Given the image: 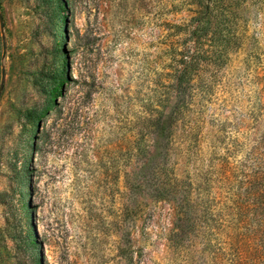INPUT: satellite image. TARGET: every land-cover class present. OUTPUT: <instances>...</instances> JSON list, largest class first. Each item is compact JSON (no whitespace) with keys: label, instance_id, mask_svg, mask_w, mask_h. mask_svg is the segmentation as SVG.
I'll return each mask as SVG.
<instances>
[{"label":"rangeland","instance_id":"obj_1","mask_svg":"<svg viewBox=\"0 0 264 264\" xmlns=\"http://www.w3.org/2000/svg\"><path fill=\"white\" fill-rule=\"evenodd\" d=\"M238 1L237 43L179 94L178 54L197 47L181 27L205 2L59 0L52 23L41 1L0 0V264L27 217L38 264H245L239 207L264 224V0ZM57 68L64 96L37 126Z\"/></svg>","mask_w":264,"mask_h":264},{"label":"trees","instance_id":"obj_2","mask_svg":"<svg viewBox=\"0 0 264 264\" xmlns=\"http://www.w3.org/2000/svg\"><path fill=\"white\" fill-rule=\"evenodd\" d=\"M38 1H41L42 6L45 8V14L48 20L53 23L59 8V0ZM197 1L200 3L205 2V4H199L201 11L196 12V17L192 18L189 24L181 27L190 32L192 37L197 39V47L193 52L187 50L184 52L180 51L178 54L179 58H177V63L182 65L179 76L180 81L178 80L177 88L179 94L182 93L180 89L184 86L193 69L196 66H199V62L202 58L206 57L205 60H208L211 64L223 62L225 57H227L231 46L233 44L235 45L237 43L236 41L239 39L237 34L233 31L236 21L233 8L239 4L238 0ZM200 44L203 45V50L198 49ZM57 53L58 55H61L60 50H58ZM52 77L53 82L41 86L40 89V94L45 99L43 108H34L26 117L28 122H32L33 124L36 123L37 126L49 115L52 106L50 102L51 99L61 95L64 96L67 81L65 72L57 68ZM54 110L60 117V119L58 118L59 120L57 119V121H59L57 125L65 126L69 122V118L61 117L63 110L59 106L54 108ZM29 148L30 147L24 145V160L22 164L19 166V164L14 163L11 167L13 179L20 185L23 182H27L28 179ZM32 149H35V145H32ZM258 179L259 178L255 177V180L253 181L255 184L253 182L249 184L251 185L249 187L251 192L256 188L254 185H256ZM22 210L28 215V208H26L25 204ZM251 211L252 210H248L244 205L239 207L237 212L239 219L243 221L248 216L250 221L247 220L245 224H240L237 227L238 232L234 238L233 245L238 248L239 256L243 254L248 256L250 253V258L245 257L242 259L245 264H264V224L258 222V224L254 225L253 221L258 219L256 218L257 208L255 207L253 213H248ZM30 222L31 221L27 217L26 222H24V225L27 227V237L23 240L22 247H20L22 256L18 258L17 264H38L39 262L40 252L37 241L29 231Z\"/></svg>","mask_w":264,"mask_h":264}]
</instances>
